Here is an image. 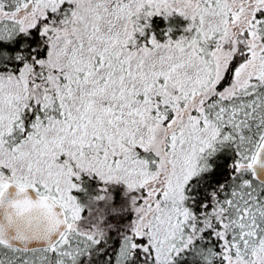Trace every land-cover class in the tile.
<instances>
[{"label":"snow or ice","instance_id":"6c2138e0","mask_svg":"<svg viewBox=\"0 0 264 264\" xmlns=\"http://www.w3.org/2000/svg\"><path fill=\"white\" fill-rule=\"evenodd\" d=\"M0 264H264V0H0Z\"/></svg>","mask_w":264,"mask_h":264}]
</instances>
